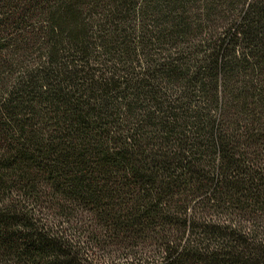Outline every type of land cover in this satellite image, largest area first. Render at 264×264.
<instances>
[{
	"label": "trees",
	"instance_id": "16d2710c",
	"mask_svg": "<svg viewBox=\"0 0 264 264\" xmlns=\"http://www.w3.org/2000/svg\"><path fill=\"white\" fill-rule=\"evenodd\" d=\"M0 264H264V0H0Z\"/></svg>",
	"mask_w": 264,
	"mask_h": 264
}]
</instances>
